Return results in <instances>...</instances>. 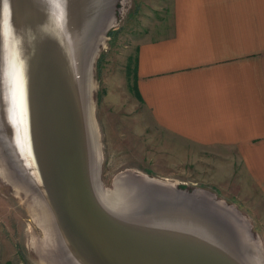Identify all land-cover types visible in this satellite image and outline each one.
<instances>
[{
    "label": "water",
    "instance_id": "obj_1",
    "mask_svg": "<svg viewBox=\"0 0 264 264\" xmlns=\"http://www.w3.org/2000/svg\"><path fill=\"white\" fill-rule=\"evenodd\" d=\"M116 2L0 0L6 166L48 206L69 264H247L214 223L212 211H227L217 202L154 179L138 180L147 194L131 216L98 200L85 107L87 36Z\"/></svg>",
    "mask_w": 264,
    "mask_h": 264
},
{
    "label": "rangeland",
    "instance_id": "obj_2",
    "mask_svg": "<svg viewBox=\"0 0 264 264\" xmlns=\"http://www.w3.org/2000/svg\"><path fill=\"white\" fill-rule=\"evenodd\" d=\"M172 7L173 0L115 3L113 22L87 72L101 150L99 158L95 155V186L113 191L118 179H154L177 185L199 201L217 202L227 210L226 224L244 231L256 245L254 258L262 260L264 195L245 171L238 152L198 146L170 134L156 125L136 94L137 47L155 26L167 21ZM2 169L10 171L0 148V264H55L33 216L32 196L18 192L4 179Z\"/></svg>",
    "mask_w": 264,
    "mask_h": 264
},
{
    "label": "crops",
    "instance_id": "obj_3",
    "mask_svg": "<svg viewBox=\"0 0 264 264\" xmlns=\"http://www.w3.org/2000/svg\"><path fill=\"white\" fill-rule=\"evenodd\" d=\"M135 73L157 126L236 150L264 195V0H173L137 47Z\"/></svg>",
    "mask_w": 264,
    "mask_h": 264
},
{
    "label": "bare ground",
    "instance_id": "obj_4",
    "mask_svg": "<svg viewBox=\"0 0 264 264\" xmlns=\"http://www.w3.org/2000/svg\"><path fill=\"white\" fill-rule=\"evenodd\" d=\"M113 17H115L114 13H112L110 16H107L104 19V21H102L103 23L101 22L102 25H101L100 29L95 27V29L91 30V34L89 35V37L87 36L88 48L91 46L90 47L91 51H90L89 58H88V61L86 62V66H85V68H86V70H85L86 71L85 107H86L87 124H88V128H89L90 136H91V147H92V154H93L94 163H95V155H96V159L99 158V151H101V150H99L100 149L99 145H98L99 134H97V131H96L97 127L95 126V122H94V116H93L94 115L93 114L94 109L92 107L93 105L92 106L90 105V101L88 98V94H89V90H90L89 87L91 84L89 85V79L87 76L88 75L87 72H88V67L93 62V57L95 55L96 48L99 47L100 44L104 42L103 36L107 32V29L109 28V26H111L110 23H111V21L113 22V19H112ZM98 53H99V51H98ZM90 82H92V81H90ZM90 95H91V92H90ZM1 174L4 177V179H6L10 183H13V185L17 188V190L19 189L18 192L23 191V193H25L27 195L29 194L32 196V199L34 200V203H35V205L33 204L34 208H32V209H34V212H35L34 213L35 215L33 214V216L36 217L35 221H37L38 226L43 230V232L46 236V240L44 242L47 243V246L46 245L45 246L47 247V252H49V254L52 258L51 262L52 263L55 262V264H69L68 262L70 260L68 259L67 260L68 262H66V260H65L66 258L64 259V257L61 256V254H60L61 253L60 242H59L60 234L57 230V226H56L55 220L53 219L52 213L49 210L48 206H46V204L42 200V198L38 194H36L31 189V187L28 186V184H26L27 182H25V180H21L20 178L15 177L14 172L12 173L11 171H8L6 169H2ZM123 176H121V177H123ZM126 178H124L123 180L118 179V182L116 181L117 183L114 186L115 189L113 188L114 189L113 191L104 190L101 187H100V189H97L95 186V181H94L95 179H94V166H93V185H94V190L98 196V200L107 210H110L113 213H116L118 215H122L125 217L131 216V214H133V213L136 214L139 212L140 208L138 205L141 203L140 200H142L144 197H146V194H147L146 191L143 189V186L138 182L139 179L136 180V179L132 178V180H131L128 177H126ZM142 180H144V179H142ZM147 211H151V210L147 209ZM217 215H219L220 217ZM211 216H212L213 220L217 221V222H214L213 220L212 221L214 223H217L219 225L220 229L222 230V232H224L226 235H228V238L233 243V245L236 247V249L241 253L242 258L245 260V262H247V264H264V258L262 260L259 258L258 259L254 258L256 255L255 249H257L256 245L254 243L250 242L249 239L246 238L244 231H241L237 226L230 228V226H228L226 224V221H225L226 217L222 213H217L216 211H212ZM222 217H224L225 219H223ZM237 223H240V222L237 220ZM179 224L181 226L185 227L184 223L180 222ZM231 225H233V224H231ZM31 238H34V237H31ZM33 244L34 243L32 242V245ZM36 248L37 247H34V249H36ZM251 249H253L254 253H250ZM36 251H38V250H36ZM38 252H37V255L39 254ZM42 253H43V251H42ZM251 256H253V257H251ZM41 264H46V263L43 261Z\"/></svg>",
    "mask_w": 264,
    "mask_h": 264
},
{
    "label": "trees",
    "instance_id": "obj_5",
    "mask_svg": "<svg viewBox=\"0 0 264 264\" xmlns=\"http://www.w3.org/2000/svg\"><path fill=\"white\" fill-rule=\"evenodd\" d=\"M135 78H136V73H135ZM135 91H136V94H137L138 98L140 99V96H139V93H138V90H137L136 81H135ZM140 101H141V100H140Z\"/></svg>",
    "mask_w": 264,
    "mask_h": 264
},
{
    "label": "flooded vegetation",
    "instance_id": "obj_6",
    "mask_svg": "<svg viewBox=\"0 0 264 264\" xmlns=\"http://www.w3.org/2000/svg\"><path fill=\"white\" fill-rule=\"evenodd\" d=\"M252 251V250H251Z\"/></svg>",
    "mask_w": 264,
    "mask_h": 264
}]
</instances>
